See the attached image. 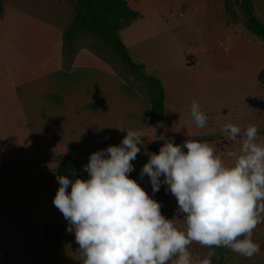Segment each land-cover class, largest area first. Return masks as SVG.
<instances>
[{
  "label": "crops",
  "instance_id": "0c3cea01",
  "mask_svg": "<svg viewBox=\"0 0 264 264\" xmlns=\"http://www.w3.org/2000/svg\"><path fill=\"white\" fill-rule=\"evenodd\" d=\"M32 1L26 3L57 15L58 21L0 0V257L8 256L5 249L12 242L37 234L33 219L39 213L52 216L41 233L47 223L64 225L57 223L62 213L50 196L58 163L89 161L92 153L120 145L127 133L115 127L145 132L131 174L146 192L150 178H141L140 172L148 148L163 145L162 137L212 145L216 130L194 129L188 115L193 99L209 112L204 100L216 97L215 76L201 77L199 63L205 58L210 65L222 49L228 50L236 30L225 0H126L140 17L120 37L166 93L165 120L152 124L151 103L136 81L87 44L105 48L102 41L79 33L73 55H65L64 35L76 13L75 1ZM64 6L69 10H60ZM30 208L34 212H27ZM69 246L64 242L59 255L63 248L69 253Z\"/></svg>",
  "mask_w": 264,
  "mask_h": 264
},
{
  "label": "clouds",
  "instance_id": "9594fccd",
  "mask_svg": "<svg viewBox=\"0 0 264 264\" xmlns=\"http://www.w3.org/2000/svg\"><path fill=\"white\" fill-rule=\"evenodd\" d=\"M190 114L197 127L207 125L198 101H192ZM115 128L126 136L120 145L90 155L87 179L56 177L53 204L68 221L67 231L74 230L83 264H212L214 251L193 259V243L245 258L260 253L253 235L264 223V141H258L256 125H222L225 137L240 144L227 153L230 163L198 140L176 144L162 137L159 152L148 154L140 176L150 178L153 193L167 186L184 228L166 218L161 203L130 177L144 144L143 129Z\"/></svg>",
  "mask_w": 264,
  "mask_h": 264
},
{
  "label": "rangeland",
  "instance_id": "374dc122",
  "mask_svg": "<svg viewBox=\"0 0 264 264\" xmlns=\"http://www.w3.org/2000/svg\"><path fill=\"white\" fill-rule=\"evenodd\" d=\"M253 1L256 18L264 22V0ZM32 2L37 3V0ZM225 2L226 11L231 17L234 27H236V30H233V41L230 43L228 50L222 49L219 53L220 56L210 65H208L205 58H201L199 74L202 77L209 72V74L215 76L216 97L204 100V103H209L210 106L209 112L204 111L208 117L207 125L204 128L209 127L211 130H216V134L209 141L215 147L216 153L227 161L229 159L227 153L235 151V146L238 143L230 141L222 133L221 129L224 123L230 121L242 128L254 124L260 130L258 141H264V78L262 79L264 75V41L246 28L245 18L239 6L235 5L232 0H225ZM9 3L33 10L58 21L57 15H49L43 13L45 11L42 9L30 7L26 0H10ZM60 10L68 11L69 8L64 6ZM93 39L96 38L93 37ZM97 41L101 42V40ZM87 44L91 48L97 49L111 64L123 67L106 47L102 48L93 41H87ZM188 118L192 120L191 114L188 115ZM192 125L194 129L199 128L194 122H192ZM55 185L56 188L50 194L52 197L55 196L59 188L57 183ZM177 209L176 198L171 194L168 210L171 212L177 227L184 228L183 216L178 213ZM27 212H34V210L30 208ZM51 219V215L39 213L33 219V228L38 231L37 234L31 238L24 235L23 239L14 241L7 246L5 251L8 256L0 257V264H44L43 252L37 250L36 246L42 244L44 240L40 232L41 225ZM56 219L57 223L65 225L64 242L70 244L69 253L63 248L57 259V264H68L69 260H83L78 252L79 245L75 241L74 230L72 232L67 231L69 223L63 215L58 216ZM253 240L260 245V253L251 258L240 256L227 248H206L197 243L191 245L190 251L194 260L203 259L208 252L214 251L216 255L212 257V264H219L222 258L225 264H264V223L256 228Z\"/></svg>",
  "mask_w": 264,
  "mask_h": 264
},
{
  "label": "trees",
  "instance_id": "16d2710c",
  "mask_svg": "<svg viewBox=\"0 0 264 264\" xmlns=\"http://www.w3.org/2000/svg\"><path fill=\"white\" fill-rule=\"evenodd\" d=\"M76 13L71 25L64 35L65 55L72 56L74 40L77 34L87 33L101 40L105 47L118 59V62L127 70L136 83L143 90L151 103L150 121L152 124L161 123L165 120L166 93L160 79L147 73L144 63L136 62L130 55L126 45L120 37V31L126 28L132 21L140 17L138 11L133 10L126 0H74ZM241 9L245 18L246 28L255 36L264 41V22L256 18L253 0H232ZM255 18L254 23L250 19ZM102 56V55H101ZM103 59H105L102 56ZM106 60V59H105ZM109 62V61H108ZM264 78V75L262 79ZM203 142L201 139H196ZM176 144H183L176 143ZM162 145H152L148 148L150 153H158ZM89 161L84 159H62L55 169V181L57 175H67L70 178L87 179L88 174L84 166ZM73 173L75 175H73ZM130 177L134 179L133 174ZM167 186L161 184L160 190L153 193L151 184L147 193L162 205V214L169 219L173 216L169 209L170 191L166 192ZM70 187L68 191H70ZM42 235L43 243L36 248L43 252L44 264H57L61 247L65 240V226L62 224H45ZM71 264H81L72 262ZM219 264H225L223 258Z\"/></svg>",
  "mask_w": 264,
  "mask_h": 264
},
{
  "label": "water",
  "instance_id": "95a60500",
  "mask_svg": "<svg viewBox=\"0 0 264 264\" xmlns=\"http://www.w3.org/2000/svg\"><path fill=\"white\" fill-rule=\"evenodd\" d=\"M249 22H250V23H254V22H255V18L250 19Z\"/></svg>",
  "mask_w": 264,
  "mask_h": 264
}]
</instances>
